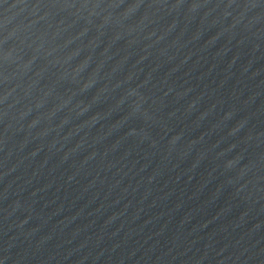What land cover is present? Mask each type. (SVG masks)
Instances as JSON below:
<instances>
[{"label":"water","instance_id":"95a60500","mask_svg":"<svg viewBox=\"0 0 264 264\" xmlns=\"http://www.w3.org/2000/svg\"><path fill=\"white\" fill-rule=\"evenodd\" d=\"M0 264H264V0H0Z\"/></svg>","mask_w":264,"mask_h":264}]
</instances>
